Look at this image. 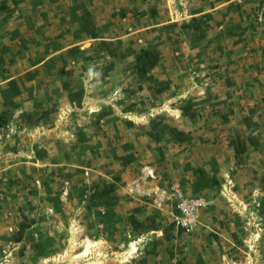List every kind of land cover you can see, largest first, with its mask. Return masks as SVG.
Here are the masks:
<instances>
[{"label":"rangeland","instance_id":"1","mask_svg":"<svg viewBox=\"0 0 264 264\" xmlns=\"http://www.w3.org/2000/svg\"><path fill=\"white\" fill-rule=\"evenodd\" d=\"M0 264H264V0H0Z\"/></svg>","mask_w":264,"mask_h":264},{"label":"clouds","instance_id":"2","mask_svg":"<svg viewBox=\"0 0 264 264\" xmlns=\"http://www.w3.org/2000/svg\"><path fill=\"white\" fill-rule=\"evenodd\" d=\"M89 75L92 76V75H98V73H94L93 70L90 68L89 69Z\"/></svg>","mask_w":264,"mask_h":264}]
</instances>
